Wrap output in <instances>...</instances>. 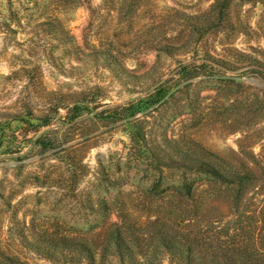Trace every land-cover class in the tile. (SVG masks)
I'll return each mask as SVG.
<instances>
[{"label":"rangeland","instance_id":"374dc122","mask_svg":"<svg viewBox=\"0 0 264 264\" xmlns=\"http://www.w3.org/2000/svg\"><path fill=\"white\" fill-rule=\"evenodd\" d=\"M212 3L0 0V121L32 110L51 122L36 132H4L12 147L0 151V256L72 264L37 249L76 239L98 254L79 264H120L104 240L123 218L160 264H179L156 247L160 230L195 250L229 244L231 191L205 175L159 167L164 137L256 168L261 178L241 208L264 203V76L257 69L264 0H234L221 19L206 22ZM157 88L167 96L140 116L142 132L130 138L116 106ZM75 103L90 112L72 120Z\"/></svg>","mask_w":264,"mask_h":264},{"label":"trees","instance_id":"16d2710c","mask_svg":"<svg viewBox=\"0 0 264 264\" xmlns=\"http://www.w3.org/2000/svg\"><path fill=\"white\" fill-rule=\"evenodd\" d=\"M234 0H213L206 22L221 19ZM251 2V0H246ZM195 19L198 16H194ZM44 24L56 28L57 35L69 37V33L61 25L54 22H43ZM195 32V31H194ZM103 52L105 50H97ZM258 71L264 76V64L257 66ZM168 94L167 89L157 88L155 92L146 97H140L124 105L116 106L119 110L130 138L138 137L143 127H141L140 116H146L149 110H154L155 105L159 104ZM85 109H87L85 111ZM85 112H90L89 106L75 103L69 107V116L77 119ZM99 115V113L94 114ZM7 119L0 121V151L8 150L11 144H6L4 132L10 129L13 135L19 128H26V131H38L43 126L51 124L49 117L37 116L32 110L26 112L7 114ZM142 135V134H141ZM157 148L162 155L156 158L158 166L161 168H181L192 171L200 175H205L216 183L225 185L231 191L229 202L233 215L235 233L231 237L229 244L214 248H202L195 250L187 247L182 239L169 229L160 230L156 235V247L162 252L172 256L179 264H264V203L250 208H241V203L251 188L260 180L259 170L251 167L243 160L226 159L224 156L204 146L193 148L190 140L185 141L181 138L164 137L157 144ZM18 149V148H17ZM243 156L251 159V162L258 168L259 160L256 156L242 146ZM20 151V150H17ZM156 220L151 221L155 224ZM135 223L124 219L120 223H115L108 231L104 247L110 249L120 264H160L161 258L144 254L143 247L136 236L134 237L133 228ZM66 242L50 241L51 252H43L46 256L56 259L58 253L60 259H65L72 264H79L85 260L95 262L97 252L88 244L76 239H69ZM62 243L63 246H60ZM103 249V251L105 250ZM0 264H27L19 258L8 255L0 256Z\"/></svg>","mask_w":264,"mask_h":264}]
</instances>
